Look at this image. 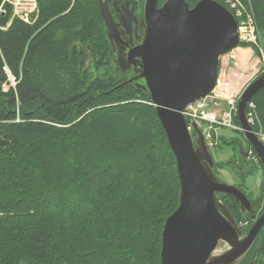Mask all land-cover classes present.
Masks as SVG:
<instances>
[{
  "label": "trees",
  "instance_id": "16d2710c",
  "mask_svg": "<svg viewBox=\"0 0 264 264\" xmlns=\"http://www.w3.org/2000/svg\"><path fill=\"white\" fill-rule=\"evenodd\" d=\"M36 2L30 24L0 12V264H160L179 181L155 106L112 67L97 0ZM250 2L264 51V0ZM249 101L264 133V87Z\"/></svg>",
  "mask_w": 264,
  "mask_h": 264
},
{
  "label": "water",
  "instance_id": "95a60500",
  "mask_svg": "<svg viewBox=\"0 0 264 264\" xmlns=\"http://www.w3.org/2000/svg\"><path fill=\"white\" fill-rule=\"evenodd\" d=\"M97 1L111 45L113 39L118 41L117 26L123 27L115 60L121 71L133 72L123 83L134 82L148 93L176 159L178 206L163 224L160 264H236L264 225V208L250 228L237 226L217 194L234 199L242 212H253L250 202L239 188L216 176L214 159L201 131L193 123V140L182 114L188 103L211 91L220 57L237 47L235 17L214 0H198L192 7L186 0H164L161 4L159 0H144L135 43L128 46L125 40L130 22L121 18L115 22L106 0ZM124 7L132 12L137 3L130 8L125 3ZM90 61L88 58L86 65ZM263 87L264 73L244 87L237 117L264 170V146L245 113L247 102Z\"/></svg>",
  "mask_w": 264,
  "mask_h": 264
},
{
  "label": "built area",
  "instance_id": "2783aa9c",
  "mask_svg": "<svg viewBox=\"0 0 264 264\" xmlns=\"http://www.w3.org/2000/svg\"><path fill=\"white\" fill-rule=\"evenodd\" d=\"M13 5V15L20 16L22 21L31 23L34 21L33 17L36 12V0H4ZM235 17L237 22L238 32V45L237 48H244L240 44H252L258 45L259 38L254 23V14L250 9V3H245L242 0H219ZM28 5L27 7H22ZM262 54V53H261ZM263 56V55H262ZM230 59H235L234 55L230 52L227 55V62ZM260 60V58H258ZM258 73H264V61L257 70ZM221 69L214 87L204 97L194 100L188 103L182 114L187 122V129L189 132L193 131V123L196 124L198 129L206 141L207 145H213L216 143L215 136L217 128L230 127L231 117L234 113H237V106L241 93L244 88L236 89L233 87L231 80L224 75ZM257 73V74H258ZM256 74V75H257ZM14 83L13 78H10ZM245 87V86H244ZM221 102L225 103V106H221ZM247 122L252 125L255 117L252 113L254 108L253 103L247 102L246 109ZM254 134L258 140L264 146V133L260 131H254ZM246 225L245 221L239 222L240 227Z\"/></svg>",
  "mask_w": 264,
  "mask_h": 264
},
{
  "label": "flooded vegetation",
  "instance_id": "af4514ba",
  "mask_svg": "<svg viewBox=\"0 0 264 264\" xmlns=\"http://www.w3.org/2000/svg\"><path fill=\"white\" fill-rule=\"evenodd\" d=\"M106 2H107V5L109 6V9L111 11V14H112L113 19L115 20V22H118L119 18H121L123 20H128V22H130L129 26H130L131 30L128 31L129 33L127 35V40H125V41H126L128 46H130V42L131 43H135V35L137 33V29L136 28L139 27V25H140V20L138 19V17L141 15V11H142V8H143L144 0H106ZM125 3L129 4V8L131 6L132 7L135 6V3H137V7L135 8L134 11L129 12V10L125 9V7H124ZM117 29H118V41L113 39L112 40V44L113 45H111V42L109 41L110 45H111V50H112L113 55H115L117 53L118 49H119V46H120L119 45V33H122L123 27L121 25H118ZM114 57L115 56H112V59ZM112 67L114 68L115 71L120 69V67L117 64L115 58H114V60L112 62ZM130 72H131V75H133V72L132 71H130ZM237 109H238V106H237ZM245 112H247L246 109H245ZM234 116H237V113H234L232 115V117H231V126L228 127V128H230L231 130L241 134L240 135L241 138L237 139V138L234 137L235 139L234 138H229L228 140L227 139L225 140V139H222V138H218L219 140H221L223 142V144L227 143V145L229 144V146L231 147V151H230L231 155H230V157L228 159H225V161H222V162H219V163L224 164V166L226 168H228L231 171V173H234V176H236L237 178L242 180L241 182H238V185H236V184H232V185L237 187V188L239 187V189L246 195V197L248 198V200L250 202L251 210H253V212L251 213L250 211H245V212H247L250 215V219L251 220L245 222L246 225H248L247 228H250L253 225V223L256 221V219L259 217V215L261 214V212H262V210L264 208V187H263L264 186V170H263V167H262V165L260 163V160H259L257 154L252 149V146L250 145V143L247 141L245 135L243 134V131H242V128H241L240 124L239 123L236 124L233 121ZM250 126H252V125H250ZM220 128H227V127L220 126V127L217 128V130L220 129ZM236 139L239 140V142L236 141ZM215 141L217 142V138H215ZM249 159H250V161H249ZM214 163H216V162L214 161ZM252 166H254L257 169L258 172L260 171V173H261V175L263 177L262 183H261V185H259L258 196H252L250 194H247L244 191V189L242 188V184H244V182H243L244 177L246 176V174L252 172V170H253ZM218 194H223V193H218ZM252 215H255L254 219L251 218ZM246 225H245V227H246ZM262 237H264V225L260 228V231L258 232V234H257V236L255 238V241L253 242L252 246L236 262V264H243L244 262H246V258L248 257V255L250 253H251L250 259L245 264H250V262H252V261H253V264H262L261 263L262 262V254H257L256 250L253 251V253H252L253 246L255 244H257L259 242L258 239H261Z\"/></svg>",
  "mask_w": 264,
  "mask_h": 264
},
{
  "label": "rangeland",
  "instance_id": "374dc122",
  "mask_svg": "<svg viewBox=\"0 0 264 264\" xmlns=\"http://www.w3.org/2000/svg\"><path fill=\"white\" fill-rule=\"evenodd\" d=\"M6 4H9V3L7 1L2 0L1 6H0V12L1 13H3V12L5 13V10L2 7V5H6ZM250 5H251V3H250ZM11 6L13 7V5H11ZM22 7H27L28 8V5H23L22 4ZM250 9H251L252 13L254 14V9H253L252 5L250 6ZM37 10H38V7H37ZM37 10H36V12L34 14L33 19L36 17ZM254 23L256 25L255 17H254ZM257 34H258V32H257ZM249 45H250V47H254L255 49H257L259 51V54L253 53V56L250 59H246V63L243 66L240 65V64L239 65L237 64V59H230V61L228 62V67L235 65L234 68H235L237 73L234 72V73L231 74V76L232 77H237L240 80L239 83H244V81H249V82L252 81L253 78H255L256 74L258 73L257 70L259 69V67L262 65V63L264 61V51H263V49H262V47L260 45V42L258 43V45H255V44L254 45L249 44ZM227 55H228V52L225 53V55L221 56L220 60H222V61L224 60V62H226V59H227L226 56ZM258 58H260V60ZM93 68L95 70V67H93ZM104 72H105L104 70L103 71L100 70V71L93 72V74L97 75L98 77L104 78L105 77L104 76ZM253 72H254V74H253ZM222 73L225 75L226 71H223ZM10 78H12V77H10ZM11 85H13V84H11ZM244 86L242 88H244ZM6 88H8V86H5V89ZM221 106H225V103L221 102ZM216 134L218 135V136H216L217 139L218 138H222V139L225 138V140L226 139L228 140L229 138H234V137L237 138V139L241 138L240 137L241 134L231 130L228 127L227 128L218 129L216 131ZM191 135L193 136V139L196 138V134L194 133V131H191ZM217 141L218 142H216L214 144V146L213 145H208V149H209L212 157L214 158V161L216 163H219V162L225 161V159H228L230 157V155H231V152H230L231 151V147L229 145H227V143H224V145H223V142L221 140H219V139ZM218 143H222V144H218ZM252 169H253L252 172L246 174V176L244 177V180H243L244 184H242V188L244 189V191L247 194H250L252 196H258L259 185H261L263 177H262L260 171L258 172L257 169L254 166H252ZM215 174L220 179V181L228 183V184H231V185L232 184L238 185V182L242 181L241 179H239L236 176H234V173H231V171L228 168H226V167H224L222 165H220V166L217 165L216 166ZM60 203H61V201H60ZM240 220H242V219H240Z\"/></svg>",
  "mask_w": 264,
  "mask_h": 264
},
{
  "label": "crops",
  "instance_id": "0c3cea01",
  "mask_svg": "<svg viewBox=\"0 0 264 264\" xmlns=\"http://www.w3.org/2000/svg\"><path fill=\"white\" fill-rule=\"evenodd\" d=\"M230 53L234 55L235 59H237V64L238 65L240 64L242 66L246 63V59H250L253 56V50L250 47L235 48V49L231 50ZM234 67H235V65L228 67V62L226 59V62H224V60L221 61L219 71L221 69L223 71H226L225 75L231 80L233 87L236 89H238V88L241 89L244 85H247V83H249V81H244V83H239L240 80L237 77H232L231 76L232 73H234V72L237 73ZM253 74H254V72H253Z\"/></svg>",
  "mask_w": 264,
  "mask_h": 264
},
{
  "label": "bare ground",
  "instance_id": "6f19581e",
  "mask_svg": "<svg viewBox=\"0 0 264 264\" xmlns=\"http://www.w3.org/2000/svg\"><path fill=\"white\" fill-rule=\"evenodd\" d=\"M187 1V3H188V0H186ZM214 1H216V2H218V3H220V4H222L219 0H214ZM243 2H245V3H251L250 2V0H242ZM193 4H194V1L192 2ZM189 5V4H188ZM223 5V4H222ZM224 6V5H223ZM225 7V6H224ZM15 17H18V18H20L21 19V17L20 16H15ZM256 21V20H255ZM120 72V71H119ZM115 73V72H114ZM122 74V73H121ZM125 76V75H124ZM126 77V76H125ZM130 77V76H129ZM185 108V107H184ZM184 108H183V110H184ZM182 110V111H183ZM257 129V128H256ZM262 131V130H261ZM241 137V136H240ZM225 139V138H224ZM235 139V138H234ZM218 140V139H217ZM236 141H238L239 142V140H237L236 139ZM218 142V141H217ZM234 143V142H233ZM218 144H222V143H218ZM235 144V143H234ZM240 144V143H239ZM224 145V144H223ZM229 145V144H228ZM251 145V144H250ZM251 147V146H250ZM252 149H253V147H252ZM253 152V151H252ZM236 160V159H235ZM234 160V161H235ZM238 160V159H237ZM249 161H250V159H249ZM242 162V161H241ZM247 162V161H246ZM228 166V165H227ZM245 166V165H244ZM264 187V186H263ZM239 188V187H238Z\"/></svg>",
  "mask_w": 264,
  "mask_h": 264
}]
</instances>
